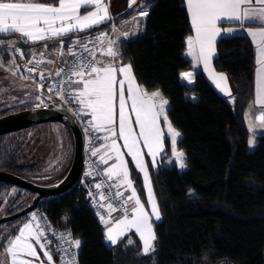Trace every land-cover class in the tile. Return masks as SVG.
<instances>
[{"label": "trees", "instance_id": "1", "mask_svg": "<svg viewBox=\"0 0 264 264\" xmlns=\"http://www.w3.org/2000/svg\"><path fill=\"white\" fill-rule=\"evenodd\" d=\"M184 4L185 0H139L114 15L120 21L142 7L149 8L138 33L119 40L120 54L124 62L132 65L144 88L149 92L159 90L169 101L167 115L181 133L178 147L186 155L184 170L177 164L155 168L147 157L161 214V219L154 221L156 250L144 255L134 231L116 245H109L102 223L75 185L68 192L43 199L37 209L45 212L54 225L70 227L75 238L82 241L80 264H264V134L256 135L257 145L250 149L252 132L245 119L255 99V46L248 34L222 36L217 41L214 66L229 74L236 85L234 107L202 70L195 73L194 84L188 85L180 73L193 69L192 61L184 54L186 38L193 30ZM109 24L110 21L75 36L89 35ZM15 37L19 36L0 35L2 40ZM18 43L28 59L31 49L42 44ZM4 48L0 46V51L8 53ZM32 106L0 104V116ZM10 134L0 136L1 170L41 184L66 174L68 169L51 182L34 178L38 162H33L32 141L23 135L14 139ZM165 145V156H169V137ZM128 163L134 185L147 206L143 173L131 158ZM11 188L16 191L10 194ZM189 190L194 196H189ZM33 197L34 193L27 189L0 183V216L28 205ZM64 217H68L67 222ZM26 218L27 215L11 221L18 225L0 236V252L5 251L8 239L17 234ZM51 248L57 257L54 246ZM6 262L2 264H10Z\"/></svg>", "mask_w": 264, "mask_h": 264}, {"label": "snow or ice", "instance_id": "2", "mask_svg": "<svg viewBox=\"0 0 264 264\" xmlns=\"http://www.w3.org/2000/svg\"><path fill=\"white\" fill-rule=\"evenodd\" d=\"M136 0H129L131 8ZM91 6L94 10H88ZM184 6L190 17L191 29L195 35L186 38L187 55L195 61L196 65L203 64L204 70L209 73L215 86L225 95H231L227 86V77L223 73L217 74L211 67V60L215 53V45L218 37L233 33L232 28L221 32L218 24L221 21L238 22L241 26L245 22H258L260 26L246 29L255 46L256 64L255 70V103L264 106V0H185ZM84 10V14L82 13ZM140 16H147L146 10L139 12ZM111 19L106 0H53V2H41V0H0V35L7 36L18 34L23 43H38L41 41H58V51L64 55L65 38H70L68 54L76 57L65 69L57 71L59 77L62 74L65 79L59 85H50L48 90L56 91L64 99L65 95L79 105V109L74 113L78 118L81 115L90 116L86 123L91 130L96 132L104 131L110 135L105 136L110 143L105 147L109 149L104 154L99 155V162L107 165L108 161L114 159L115 163L106 167L102 173H97L107 178V181H115L112 184H105L104 180L94 185L98 190V197H93L94 203H99V207L105 209L106 214L97 213L100 223L105 228V239L112 245L120 242L128 232L133 231L139 236L142 242V253L147 255L154 252L155 241L157 239L152 218L159 221L160 211L156 203L155 194L149 178L148 168L143 160L141 141L143 147L147 148L148 155L152 157L155 166L156 157L164 151L165 132L161 127V120L166 125L167 135L170 137L172 155L181 169L186 168L184 160L185 153L177 150V140L181 133L173 126L167 115L166 106L169 101L165 99L159 90L149 92L146 88L138 84L133 74L132 65L119 63L117 58L120 53L116 49V41L107 39V33H99L95 40L100 42L99 51L101 56L110 59L105 62L97 59L96 53L88 47V41L81 43L79 37L71 38L72 33H80L92 29ZM116 29L113 28V31ZM125 37L128 33H123ZM106 40V45H105ZM5 43L0 39V45ZM48 47L47 44L44 45ZM80 47L89 55L84 57L77 55L72 49ZM12 50L23 58L24 53L20 48L11 45ZM35 53L29 64H40L43 62L44 53H39L41 59H35ZM52 63L51 60L47 61ZM15 67L12 74L16 75L19 65L15 58L11 61ZM0 66H4L0 63ZM29 73L35 72L34 67L27 68ZM40 78L44 79L43 73ZM180 77L188 83L193 82V73L185 71L180 73ZM26 79V77H22ZM79 84L82 87L72 88V85ZM67 85V88L64 87ZM43 88L44 85H40ZM39 99V97H38ZM66 102H68L66 100ZM134 114V119H133ZM264 126V113L256 117ZM133 125L138 126V133ZM118 126V133H117ZM89 129H86L88 131ZM118 135L123 140V147L127 149V154L135 164V168L143 173L144 187L147 190V203L151 207V215L145 210L144 203L141 202L134 182L130 176L128 163L124 159L123 153L114 138ZM254 140H249V146L253 147ZM100 149H94L92 156H97ZM92 173H86L91 175ZM105 187L109 190L117 189L114 193L102 191ZM120 188L130 190L131 194L125 198ZM91 195V193H90ZM189 196L194 193L189 190ZM113 201L119 202L114 203ZM132 203L131 217L127 205ZM122 211L123 215L115 222L112 221V213ZM67 222L68 217L62 218ZM111 225V226H109ZM57 241L56 251L60 253L59 264H79L78 255L82 241L74 239L70 229L63 232H56L50 226L40 223V218L35 213L31 219L18 228V234L8 239L5 252L9 256L10 264H45L37 252V246L46 258L47 264H55L52 249L49 245L52 240L48 233ZM129 243H132L129 240ZM75 249V251H72Z\"/></svg>", "mask_w": 264, "mask_h": 264}, {"label": "rangeland", "instance_id": "3", "mask_svg": "<svg viewBox=\"0 0 264 264\" xmlns=\"http://www.w3.org/2000/svg\"><path fill=\"white\" fill-rule=\"evenodd\" d=\"M106 2L109 8V12H111V9L113 8L112 0H106ZM145 9L149 8H140L132 16H130L131 18L128 17L130 19L126 20L125 22L121 23L120 21H117L119 29H117L116 32L119 30L122 32V34L127 32V37L123 35L125 39L135 36L141 28V25L143 24V21L146 17L140 16L139 12ZM111 15L113 17V14ZM114 36L115 35H113L111 40H114ZM4 41L5 43L0 46L5 47L4 49L8 51V53L4 54L0 51V63L4 65L0 66V104L6 106L32 104L36 107L53 104L59 105V102L51 100L43 92L36 91L35 89L33 90V88L30 86L24 87V84L26 83L37 87H39L41 84L45 86L46 82L44 81V79L36 76L37 71L35 73H29L26 70L25 66L29 59L26 57L21 46H19L18 42L22 41L21 37L19 36L18 38L15 37ZM66 43V46L68 48L70 46V40H67ZM12 44H14L15 47L21 49V51L24 53L23 58H21L18 53H15L12 50ZM39 52L43 51H36V53ZM13 58H15L16 64L20 66L19 71L16 73V75L12 74V69L15 67L11 64ZM22 77H26V79ZM21 135L26 136L28 140L32 141V145L35 146L34 151L36 159H38L37 179L41 181L48 179L46 181L51 182V180L57 178L62 172H65L71 162L74 148L72 133L67 125L57 121L46 122L28 129L12 132L9 137H13L15 139L17 137H20ZM15 191L16 188H11L10 194L14 193ZM31 213H29V215ZM13 225L18 224L12 223L10 221L2 225L0 227V236L9 232L11 226ZM39 254L41 260H44L45 264H47L46 258L43 256V253L40 252ZM52 255L54 258L55 254H53V252ZM6 258H8L6 257V252H0V264H2L3 262L7 263ZM54 261L57 260L54 259ZM36 264H39V262L37 261ZM55 264L58 263L56 262Z\"/></svg>", "mask_w": 264, "mask_h": 264}, {"label": "crops", "instance_id": "4", "mask_svg": "<svg viewBox=\"0 0 264 264\" xmlns=\"http://www.w3.org/2000/svg\"><path fill=\"white\" fill-rule=\"evenodd\" d=\"M139 0H136V3L138 2ZM107 3V2H106ZM135 3V4H136ZM133 4L132 7L135 5ZM90 8L88 10H94L91 6H89ZM112 9H111V12H109V15L111 16V14L113 15H119L121 13H123L125 10H127L129 7V0H112ZM81 14H84V10H82V13ZM131 18V17H130ZM130 18H124L122 20H120V22H125L126 20H129ZM108 22V21H106ZM105 22V23H106ZM104 24V23H102ZM101 25V24H100ZM99 26V25H98ZM218 26L220 27L221 29V32L223 33L225 29H228V28H232L234 31L232 34H229V35H224V36H231V35H234V34H247V31L246 29L249 28V27H252V28H255V27H258L260 26L258 22H245V24L243 26H241L238 22H232V21H221ZM97 27V26H95ZM94 28V27H93ZM90 30V29H89ZM85 32V31H84ZM81 33V32H80ZM78 33H72L71 35L75 36L77 35ZM195 33L193 31L192 33V36H194ZM121 38H124L122 32L119 30L116 32L115 36H114V40L116 41V49L118 50V52L120 53V49H119V40ZM220 37L217 38V41ZM42 44L40 47H33L31 49V53H35L36 54V51L40 50V51H43L45 53V62L43 63L41 69H39L37 71V74L36 76L37 77H40V73H43L44 75V81L47 82L49 81L51 78H53L54 76H56V73L58 70L62 69V67L64 66V64L67 62V60L69 59L70 55L68 54V48L66 46V41H65V48H64V55L61 56L60 52L57 50L58 47H59V42L58 41H41ZM47 44L48 47L45 48L44 45ZM216 45H217V42H216ZM216 45H215V53L212 57V60H211V67L212 69H214V71L219 74V73H223L226 75L227 77V86L228 88L230 89V93L231 95H225L223 92H221L214 84L212 78L209 76V73L207 71L204 70V67H203V64H200V65H196L195 61L192 60V58L190 56L187 55V48H186V51H185V56L187 58H189L192 63H193V69H190V70H187V71H190L193 73V82L192 83H188L186 80H183L185 83H187L188 85H193L194 82H195V73L198 71V70H202L205 74V76L207 77V79L211 82V84L215 87V89L221 94L223 95L225 98H227L228 102L230 103V105L232 107L235 106V101H236V85L235 83L233 82V80L231 79V77L229 76V74H227L226 72H223V71H219L216 69V67L214 66V58L215 56L217 55V48H216ZM97 59H102L104 60L105 62H107L110 58L107 57V56H101L99 55V57ZM48 60H51L52 63H48L47 61ZM117 66H119V63L122 62L123 64H129L127 62H124L122 60V57H121V54L119 55V57L117 58ZM258 67V65L256 64V68ZM133 70V68H132ZM185 72V71H184ZM133 74L135 75L134 71H133ZM136 77V75H135ZM136 80L138 82V79L136 77ZM138 84H140L138 82ZM141 85V84H140ZM76 86L79 88V87H82V85H79V84H76ZM142 86V85H141ZM143 87V86H142ZM255 98H256V93H255ZM264 113V106H260V105H257L255 103V99H254V102L251 103L249 105V107L247 108L246 110V113H245V119H246V123L248 125V128L250 129V131L252 132V135L250 137L249 140H254L255 141V144L253 147H250V149H254L255 146L257 145V137L256 135L258 134H264V126H261L260 124V121L256 119L257 116H259L260 114ZM133 119H134V114H133ZM170 120V119H169ZM135 131L138 133L139 131V128L138 126L136 125H133ZM161 127L162 129H164V132H165V138L166 137H169L167 135V128H166V125L163 123V120H161ZM100 135H101V141H100V155L104 154L106 151H109V149H107L105 147L106 144L110 143V141H106L104 139L105 136H108L110 135L109 133L107 132H104V131H100L99 132ZM117 133H118V126H117ZM116 140H117V144L119 145L120 147V151L123 153L124 155V159L125 161L128 163L129 161V158H131L128 154H127V149L123 147L122 144H124L123 140L120 139L118 137V135L116 137H114ZM170 138V137H169ZM181 138L178 137V140H177V150L178 151H182L179 147H178V141L179 139ZM123 142V143H122ZM171 142V141H170ZM141 150H142V154H143V160L145 162V164L147 165V168H148V173H149V166H148V162H147V157L151 160L152 162V157L148 155V150L147 148L143 147V143L141 141ZM166 155V145L164 144V151L159 154L155 159H156V164L155 166L152 165L155 167V168H161V167H164V166H172L174 164H177L178 167H179V164L176 162L174 156L172 155V146H171V154L169 156H165ZM165 156V157H164ZM184 160H185V163H186V155L184 157ZM115 163V159H114V154H113V159L109 160L108 161V164L105 165L106 167H109L111 164ZM187 165V164H186ZM128 167H129V163H128ZM187 168V166H186ZM184 168V169H186ZM180 170H184V169H181L179 167ZM130 170V169H129ZM130 176H131V173H130ZM149 178H150V173H149ZM132 179V177H131ZM151 180V178H150ZM152 185V184H151ZM135 187V185H134ZM136 189V187H135ZM124 191L127 193V195L129 196L131 194V191L130 190H125L124 188ZM137 191V189H136ZM138 193V191H137ZM139 195V194H138ZM141 199V198H140ZM142 202V200H141ZM143 203V202H142ZM145 205V204H144ZM129 206H130V214H129V217H131V209H132V203L129 202ZM145 210L149 212V214L151 215V207L150 205L148 204L147 206L145 205ZM161 215V214H160ZM121 218V216H115L112 218V221L115 222L117 219ZM30 220V215L28 214L27 215V218L21 223L20 226L23 225V223L27 222ZM154 217L152 218V223H153V228H154ZM103 225V224H102ZM111 226V225H109ZM105 231H106V228L105 226L103 225ZM134 231V230H133ZM154 232H155V228H154ZM129 233V232H128ZM127 233V234H128ZM18 234V232H17ZM16 235V234H15ZM156 235V234H155ZM122 239V238H121ZM107 243L109 245H112L109 241H107ZM155 243V242H154ZM49 247H53L52 245H49ZM143 247V245H142ZM52 249V248H51ZM5 252V251H4ZM37 252H41V250L39 249V247L37 246ZM52 252H53V249H52ZM53 254H55L53 252ZM6 258L7 261L10 263V260H9V256L7 255L6 253ZM56 260V257L53 258V260ZM56 263V261H55Z\"/></svg>", "mask_w": 264, "mask_h": 264}, {"label": "water", "instance_id": "5", "mask_svg": "<svg viewBox=\"0 0 264 264\" xmlns=\"http://www.w3.org/2000/svg\"><path fill=\"white\" fill-rule=\"evenodd\" d=\"M27 86L43 92L51 100L60 104L32 106L0 116V136L46 122H61L71 130L74 143L73 156L67 167L68 170L66 169V174L61 179H56L47 184H41L19 174L0 169V183H9L34 193L32 201L23 209L10 215L1 216L0 225L33 212L39 203L47 197L60 195L71 190L78 182L84 167V133L75 116L59 100L47 92L45 86L40 88L27 83L24 84V87Z\"/></svg>", "mask_w": 264, "mask_h": 264}, {"label": "built area", "instance_id": "6", "mask_svg": "<svg viewBox=\"0 0 264 264\" xmlns=\"http://www.w3.org/2000/svg\"><path fill=\"white\" fill-rule=\"evenodd\" d=\"M145 10L149 13V9H145ZM110 17H111V19L109 20L110 24L108 26H106L102 29H99V30H97V31H95L89 35H86L87 37L86 36H83V37L82 36L81 37L75 36V37H73V39L76 37H79L82 44L86 43L88 41H92V43H88V47L96 53V57L98 58L100 55V51H99L100 42L96 41L95 37L99 33H107L108 36H107L106 40L111 39L113 37V35H115L116 30L119 29V26L117 24V20L115 19V16L113 15V17H112V15H111ZM113 28H115L116 30L113 31ZM106 40H105V45H106ZM72 50L75 51L78 56H80L82 54L84 57H87L89 55L87 52H84L83 49L80 47H74ZM39 53H41V52H39ZM39 53H36V55H35V59H37V60L41 59L39 56ZM44 57H45V54H44ZM32 58L33 57L31 56L30 59H32ZM75 59H76V57H73L70 55L69 59L67 60V62L62 67L63 69H65V72H67L69 66L73 63V61ZM43 61H44V58H43ZM42 65H43V62L37 65L35 63L29 64L27 61L25 67H27V68L34 67L36 69V71H38L39 69H41ZM35 72H32V73H35ZM64 79H65V76L63 74L59 77L57 75L54 76L53 78H51L49 81H47L45 83V90L47 92H49L55 99L59 100L74 115V113L79 109V105L77 103L72 101L69 97H67V95H65L64 99H62L61 96L57 94L60 91L59 87H57L56 91L50 92L48 90L50 85H59L60 82L63 81ZM64 87L67 88V85H64ZM72 88H78V87L76 86V84H74V85H72ZM66 100L68 102H66ZM74 116H75L76 120L78 121V123H79V125L82 128V131L84 133V167H83L82 174H81L78 182L76 183V185H77V189L85 194V196L88 199L90 207L93 209L94 213L99 218L97 213L106 214L105 209H102L99 207V203H105L106 204L109 201L100 202L97 200L94 203L93 197H98V195H99V192L97 189H95L94 185L96 183L100 182L101 180H104L106 185L115 183V181H107L106 177H103L102 175L97 174V173H102L103 170L106 168V166L99 162L100 153L97 156L91 155V152L94 149L100 148V141H101L100 133L96 132L94 130H91L89 125L86 123L87 121H89L91 119V117L83 115L82 113L79 116V118L76 115H74ZM86 129H89V130L86 131ZM89 172H91L92 174L86 175V173H89ZM116 190L117 189H115V188L109 190V188H107V187L102 189V191H104L105 193H108L109 191L114 193ZM119 191H122L124 193L125 198L128 196L127 193L124 191V188H120ZM90 193H91V195H90ZM113 202L119 203L116 201H113ZM127 208H128V212L130 214L129 204L127 205ZM33 213H35L37 215V217L40 218V223L42 225L50 226L51 229L55 230L56 232H63L65 229L71 230L70 227H60V226L54 225L50 221V219L48 218L46 213L41 211V210H38V209L34 210L30 214V219H31V216ZM122 215H123L122 211L118 210V211L112 213V218L115 216H122ZM71 232H72V230H71ZM48 236H49V239L52 240L51 245L54 246V248L56 250V247H57L56 239L54 237H52L51 232L48 233ZM72 236L74 239H76L73 232H72ZM72 251H75V249H72ZM60 255L61 254L57 252V258H56L57 261L56 262L58 264L60 262ZM78 261H79V258H78ZM79 264H80V262H79Z\"/></svg>", "mask_w": 264, "mask_h": 264}, {"label": "flooded vegetation", "instance_id": "7", "mask_svg": "<svg viewBox=\"0 0 264 264\" xmlns=\"http://www.w3.org/2000/svg\"><path fill=\"white\" fill-rule=\"evenodd\" d=\"M39 125V124H38ZM36 126V125H35ZM32 127H34V126H32ZM29 128H31V127H29ZM26 129H28V128H26ZM24 130V129H23ZM32 143V142H31ZM30 147H31V152H32V157H33V162L34 163H37L38 162V159H36V155H35V151H34V148H35V146H33V145H30ZM38 164V163H37ZM37 177H38V174L36 175V176H34V178H36L37 179ZM46 180H48V179H46ZM46 180H43V181H46ZM18 187V186H17ZM20 188V187H19ZM20 203H21V201H20ZM27 206V205H26ZM25 206L23 205V207H18V208H16L15 210H12V211H9L10 213H8V214H5V215H10V214H13V213H15V212H17V211H19V210H21V209H23ZM5 215H2V216H5ZM1 217V216H0ZM3 224H5V223H3Z\"/></svg>", "mask_w": 264, "mask_h": 264}]
</instances>
